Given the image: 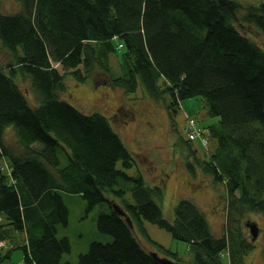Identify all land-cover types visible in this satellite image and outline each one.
<instances>
[{
	"label": "trees",
	"instance_id": "16d2710c",
	"mask_svg": "<svg viewBox=\"0 0 264 264\" xmlns=\"http://www.w3.org/2000/svg\"><path fill=\"white\" fill-rule=\"evenodd\" d=\"M18 1L19 9L6 13L0 0V42L10 54L0 62V242L12 246L0 250V264L17 246L24 250L21 264H72L63 260L70 239L58 234L69 222L64 193L81 195L88 209L109 206L97 224L113 239L91 242L78 264H158L137 235L138 228L146 233L144 220L187 242L190 264H247L256 239L248 236L244 217L264 216V47L241 21L264 33V1ZM116 37L121 74L109 59ZM69 73L80 82L103 74V83L125 93L141 82L153 99L169 94L166 106L174 112L183 98H203L207 114L218 120L198 127L208 129L209 142L215 138V149L201 156L191 139L180 140L191 171L200 168L225 189L222 235L212 232L190 198L178 201L172 221L164 217L163 188L149 184L139 168L127 171L136 160L112 116L85 113L62 98ZM18 74L30 80L37 105ZM9 125L14 142L5 138ZM157 245L159 255L180 261L176 251Z\"/></svg>",
	"mask_w": 264,
	"mask_h": 264
},
{
	"label": "rangeland",
	"instance_id": "374dc122",
	"mask_svg": "<svg viewBox=\"0 0 264 264\" xmlns=\"http://www.w3.org/2000/svg\"><path fill=\"white\" fill-rule=\"evenodd\" d=\"M261 1L264 0H244V3ZM19 4L18 0H2V10L6 13L17 11ZM244 14L241 13L242 16ZM241 22L249 35L264 47V33L247 21ZM119 41L118 37L113 38L115 50L109 55L115 74L122 72L120 62L123 49L118 47ZM9 59L8 50L0 42V62L5 64ZM61 72L64 71L61 69ZM22 76L17 75L18 82L27 92L30 103L37 105L39 101L29 84L30 80ZM104 78L103 74H98L80 82L73 74H66V88L61 96L85 113L99 111L108 117L112 116L113 127L136 160L134 166L127 171L135 173L139 168L149 184H158L163 188L164 195L158 203L166 219L171 221L174 219V208L180 199L190 198L206 214L212 232L216 236L222 235L226 216L225 189L223 185L213 183L211 177L200 168L197 167L195 173L191 171L187 166L186 146L180 140L181 137L188 138L185 128L187 118L194 116L198 126H207L218 120L217 117L207 114L203 98L201 96L183 98L180 100L178 110L174 112L166 106V102L171 100V96L167 93L164 99H153L147 94L141 82L136 92L125 93L119 87L107 86L103 83ZM117 109L128 112L123 111L121 116L119 112L117 116L114 115ZM14 135L13 125L7 126L6 140L14 142ZM208 143L206 147L200 138L192 140V145L198 149V154L201 156H205L206 148L212 152L217 142L210 136ZM118 167H123L122 161H118ZM63 199L69 210V222L67 226L59 227L58 234L69 237L71 242V251L64 254L63 260L78 264L79 255L88 250L91 242L106 243L113 239L111 234L100 231L97 224L98 215L108 211L109 206L104 202L88 209L87 201L75 193H64ZM248 221L257 222L260 231L254 242V249L245 259L247 264H264V216L260 212H250L245 215V230L251 237ZM144 226L146 233L137 229V235L144 247L162 252L157 245L161 243L176 251L180 261L190 263L193 260L187 242L174 238L170 232L156 223L144 220ZM18 240L20 243L24 241L23 237ZM1 251L5 252L4 247H1ZM23 258L24 250L17 246L12 250L11 257L6 258L1 264H21Z\"/></svg>",
	"mask_w": 264,
	"mask_h": 264
},
{
	"label": "water",
	"instance_id": "95a60500",
	"mask_svg": "<svg viewBox=\"0 0 264 264\" xmlns=\"http://www.w3.org/2000/svg\"><path fill=\"white\" fill-rule=\"evenodd\" d=\"M113 207L121 215L126 216L131 227H134L131 218L127 215V213L124 211V209L119 204H117L115 202V203H113ZM247 226L250 229L252 239L255 240L259 235V231H260L259 225L255 221H248ZM151 255L158 262V264H190V263H185V262L178 261V260H173L172 258H170L168 256H161V255H159V253L157 251H154V250L151 251Z\"/></svg>",
	"mask_w": 264,
	"mask_h": 264
},
{
	"label": "built area",
	"instance_id": "2783aa9c",
	"mask_svg": "<svg viewBox=\"0 0 264 264\" xmlns=\"http://www.w3.org/2000/svg\"><path fill=\"white\" fill-rule=\"evenodd\" d=\"M185 128L187 131L188 139L194 140L198 137L201 139L204 145L208 144L209 142L208 136H207L208 129L207 128L201 129L200 127H198L197 121L194 116L187 118ZM3 244H4V241H1L0 245H3Z\"/></svg>",
	"mask_w": 264,
	"mask_h": 264
},
{
	"label": "bare ground",
	"instance_id": "6f19581e",
	"mask_svg": "<svg viewBox=\"0 0 264 264\" xmlns=\"http://www.w3.org/2000/svg\"><path fill=\"white\" fill-rule=\"evenodd\" d=\"M1 247H4L5 250H7L9 247H12L10 244H4V245H0ZM0 247V250H1Z\"/></svg>",
	"mask_w": 264,
	"mask_h": 264
}]
</instances>
